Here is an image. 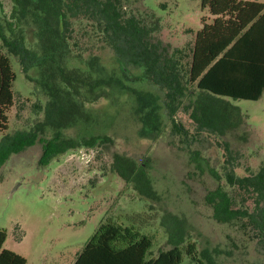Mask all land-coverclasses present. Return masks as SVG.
<instances>
[{"label": "rangeland", "instance_id": "374dc122", "mask_svg": "<svg viewBox=\"0 0 264 264\" xmlns=\"http://www.w3.org/2000/svg\"><path fill=\"white\" fill-rule=\"evenodd\" d=\"M111 1L116 3L124 18L118 19L122 23L116 20L122 28L118 37L121 48L128 50L141 39L152 41L157 51L176 60L186 73L201 19L211 23L208 10L201 7V0ZM12 6V0H0L3 35L8 40L14 38L6 22L14 23L16 33L23 35L25 46L43 54L46 39L33 23L30 8L15 20L11 18ZM74 25L78 30L75 40L84 56L89 58L96 54L111 71L115 58L112 48L100 40L89 23L84 26L76 22ZM83 27L86 31H82ZM152 27L159 29L150 35ZM1 51L8 57L15 75L11 88L13 106L7 112L8 129L0 133V229L6 233L4 249L22 256L26 264H74L76 256L104 220L123 221L124 217L130 219V215H140L152 217L142 229L152 242L147 254L150 258L172 247L159 220L153 219L165 216L177 219L184 235L196 242L204 264H264V243L256 231L242 226L240 221L216 222L204 200L218 184L209 170L222 167L223 141L241 154L243 167L256 170L264 159V92L257 101L231 100L241 109L245 122L224 137L196 133L188 117L178 112L175 120L188 129L185 139L171 136L170 121H167L161 134L150 142L138 137L139 127L129 118L127 110H123L125 115L111 116L109 119L114 121L111 124L109 119L105 122V131L117 138L113 145L102 146L99 150H70L41 165L45 140L57 132L61 138H85L89 129L76 125L60 131L52 123H45L42 119L49 103L52 114L57 103L51 104L49 93L53 89L50 91V88L61 91L64 100L68 96L66 85L53 84L56 76L61 78L60 73L54 70V74L45 68L47 66L31 68L26 73L28 79L17 58L4 48ZM150 51L155 52V49ZM71 54L76 64L78 57L75 52ZM127 69L133 76L143 74V69L135 62L128 63ZM131 86L150 92L156 99L164 93L152 82L133 81ZM190 87L194 89V85ZM42 122L43 129L36 130ZM20 133H34L38 137L32 138V144L6 155L21 139ZM194 152L199 156L191 160ZM114 153L144 164L149 180V200L138 196L132 185L111 172ZM248 204L252 210L253 203L249 201Z\"/></svg>", "mask_w": 264, "mask_h": 264}, {"label": "trees", "instance_id": "16d2710c", "mask_svg": "<svg viewBox=\"0 0 264 264\" xmlns=\"http://www.w3.org/2000/svg\"><path fill=\"white\" fill-rule=\"evenodd\" d=\"M12 2L11 18L16 20L30 8L31 19L45 37L46 45L43 54L28 49L23 35L16 33L17 25L11 22L6 25L14 38L8 40L0 22V133L8 129L7 112L13 106L11 88L15 79L9 59L1 48L17 58L25 75L31 68L47 66L46 69L54 74L56 70L61 75L60 79L56 76L53 84H64L69 88L66 100L61 97L60 90L50 88V91L53 89L49 93L51 104L57 103L53 114L49 103L42 119L45 123H52L60 131L76 125L89 129L85 138H61L57 132L45 140L41 165L70 150H99L102 146L113 145L117 138L105 131V122L119 114L125 115L123 110H127L129 118L139 127L138 137L150 142L161 134L167 121H170V135L185 139L188 129L175 120L178 112L188 117L196 133L224 137L245 122L241 109L231 100L257 101L264 92V0H201V7L208 10L211 23L201 19L186 73L176 60L157 51V45L152 41L141 39L128 50L121 48L118 37L122 28L116 20L122 23L118 19L123 17L111 0ZM76 22L84 26L89 23L100 40L112 48L115 58L111 71L96 54L89 58L84 56L75 40L78 35ZM158 29H149L150 35ZM153 49L155 52L150 51ZM71 52L78 57L76 64ZM130 62L140 66L143 74L131 75L127 69ZM25 77L29 79L27 75ZM133 81L152 82L164 92L163 96L156 99L150 92L131 86ZM190 85H194V89ZM82 86L83 91L80 90ZM113 122L111 120L110 124ZM42 124L35 129L42 130ZM20 134L21 139L6 155L32 144V138L38 137L34 133ZM221 145L222 167L209 170L218 184L206 194L205 203L211 208L216 222L240 221L242 226L256 231L264 243V159L256 170L243 167L241 154L233 151L227 142L223 141ZM197 156L199 154L194 152L190 158L196 160ZM250 156L255 155L250 153ZM110 170L132 185L138 196L150 199L144 164L114 153ZM249 201L253 203L252 210ZM151 218L130 215V219L124 217L123 221L104 220L76 256L74 264H183L185 261L187 264H204L196 242L184 235L177 219L165 216L153 219L159 220L172 247L147 258L152 242L142 229ZM5 240L6 233L0 229V264H26L22 256L3 248Z\"/></svg>", "mask_w": 264, "mask_h": 264}]
</instances>
